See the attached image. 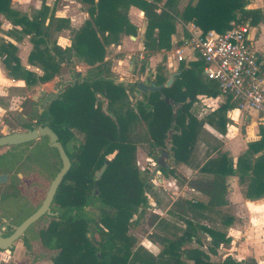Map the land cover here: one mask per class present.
I'll return each mask as SVG.
<instances>
[{"label":"trees","instance_id":"1","mask_svg":"<svg viewBox=\"0 0 264 264\" xmlns=\"http://www.w3.org/2000/svg\"><path fill=\"white\" fill-rule=\"evenodd\" d=\"M81 1L88 6L90 19L74 33L71 47L61 49L47 41L38 17L19 15L11 9V0H0V15L18 27L23 36H30L33 48L28 61L38 62L43 71L38 78L23 71L20 76L27 86L49 82L59 72V64L69 62L72 57L82 59L92 68L84 78L66 86L43 104L40 110L31 100L23 103L22 113L27 119L23 128L51 127L72 165L54 196L57 215L47 229L40 232L49 247L57 249L51 258L52 264H243L231 258L212 263L207 253L191 244L199 233H204L211 240L209 252L215 253L214 249L227 241L219 232L196 223L198 218H205L199 210L226 204L229 176L236 175L242 181L239 172L243 171L244 175L250 172L245 197L254 199L263 194L264 155L247 165L253 145L237 160L236 167L225 153H218L200 167V173L212 177L190 180L188 184L208 200L204 203L178 201L173 205L174 211L188 219L182 220L184 227L179 236L169 238L154 234L149 237L159 246L156 256L141 250L133 252L135 240L128 234L132 222L142 218L148 206V178L135 166L136 147L144 145L147 157L156 163L158 151L165 149L175 163L187 164L205 123L211 125L217 117L215 120L220 127L215 130L224 133L221 113L232 108L227 99L205 120L191 112L198 97L220 95L216 84L202 77L203 63L200 60L180 62L172 75L165 66L157 67L155 76L150 74L143 83L160 87L169 77L172 82L160 91L147 93L136 89L138 82L115 83L102 68L105 46L112 42L117 44L121 34H136V28L126 15L131 6L142 11L145 18L142 44L147 60L156 52L171 49L176 18L183 24H193L202 35L209 31L224 34L231 22L239 20L249 22L250 27L258 26L261 12L248 9L249 0H188L181 9H178L179 0H165L161 6L162 0ZM187 38V34H183L177 44H183ZM15 51L11 44L0 45L3 64L14 77L20 71ZM128 92L139 95L134 98L132 115L127 108ZM95 94L107 101L105 111L101 110V100ZM130 116L134 128L143 123L146 130L133 141H129ZM73 129L83 134V140L77 147L72 146L70 154L66 147L73 138ZM104 164L103 174L95 180V173ZM160 173L167 175L173 171L166 166ZM24 244L28 250L29 246Z\"/></svg>","mask_w":264,"mask_h":264},{"label":"crops","instance_id":"2","mask_svg":"<svg viewBox=\"0 0 264 264\" xmlns=\"http://www.w3.org/2000/svg\"><path fill=\"white\" fill-rule=\"evenodd\" d=\"M164 1L165 0H162L159 5L161 6ZM87 8L88 6L82 3L81 0H11V9L18 14L27 16L28 18L38 17L42 21L41 31L46 35L47 41L51 45L55 44L61 49L71 47L74 33L78 31L86 21H89L90 18ZM181 8L182 6L179 4L178 9ZM247 8L259 10L262 14L261 22L258 26L252 28L258 33L257 39L255 38L252 43L254 49L255 47L258 48V50H255L263 59L262 67L264 71V0H249ZM126 15L130 24L136 28L135 36L121 34L117 44L112 42L105 46L104 56L105 62L109 63V60L111 62L109 68L111 79L115 83L125 84L139 82L125 81V78L128 76H135L133 75L134 71L136 73L141 71L142 62H144L143 55L145 54V52H143L142 44L145 29L143 12L138 8L131 6ZM181 24L184 25L183 28L188 36V31L192 24ZM180 27L181 26L176 27V31L171 37L172 48L169 52H166V60L168 62V64L166 63V69L168 72H171V74H174L177 70L176 68L174 71L175 68L173 65L177 64L179 66L180 64L176 61L174 56V51L182 45L177 44L183 38V34L181 35V33L184 29L182 30ZM98 37L99 39H102L99 34ZM1 44H11L15 48V57L18 59L20 65V71L16 72V77L11 76L3 64L4 56L0 57L1 133L7 128L4 124V119L8 118V115L15 116V111L18 108L22 107L21 111L23 110V103L25 102V99L30 96L28 94L29 90H35L38 94L42 92L45 95L55 93V85L64 82L66 78H73L74 82L80 80L87 75L89 69H92L76 57H72L69 62H61L59 64V72L49 82L37 84L35 86H27L20 76L23 71L35 74L36 78L41 77L43 71L38 62L34 61L30 63L28 61L29 54L33 48L30 36H23L20 29L13 26L3 15H0V45ZM137 53L139 57H135L134 62L136 64L134 65L137 66L135 68L130 65V60L133 59V55ZM186 54L188 57H192L191 53L186 52ZM152 58L153 57H150L148 59L150 63L147 67H153ZM170 66L173 68L170 69ZM65 69H68L69 71L67 70V72H64ZM147 70L148 68H145L143 74H141V82H144L146 77L150 75L151 71L148 73ZM144 74L145 77L143 78ZM113 75L117 76L118 79L115 80L112 77ZM64 85H67V83ZM37 97H39V95ZM37 97L32 95L30 97L31 101H36ZM199 100L203 101L207 106L215 103L219 105L217 108L212 109L203 115L199 114L197 111L194 112L192 107L191 112L198 119H206L209 117L210 113H214L225 103L226 98L221 95L215 98L200 96L198 97V101ZM49 101L50 100L42 104L39 103L40 105L37 102L34 103H37L36 108L40 110V107ZM198 101L196 103H198ZM230 106L232 108H228L224 113H221V117L225 121L223 134H220L219 131L215 130L220 127L215 119H213L211 125L206 123L203 125L204 132L212 135L216 140L220 141L219 138H224V141H220L223 149H217L215 152H212V154H210L203 163L196 167L193 172L189 167L193 162V152L188 160L189 165L184 163L174 164V174L163 175L160 172L157 174H153L152 172L151 182L154 188L156 189L160 186L162 191L170 195V201L164 210V213L157 217L163 221V225L160 226L158 231L154 234L169 238L172 237V234L176 236L181 234V228L184 227L182 218H185V216L174 211L173 205L176 202L192 201L193 203H204L208 200L207 197L202 195L196 189L191 188L188 184L190 180L209 179L212 177L211 175L199 172L200 167H202L207 160L216 158L218 153H225L232 161L233 167H236L237 160L248 151L249 145H253V152L251 157H249L247 165L253 164L259 156L264 155V133H262L264 131V121L262 117H259L256 113H251L249 115L242 114L236 111L233 105ZM176 172L179 174L183 182L179 181ZM239 173L243 176L242 181H239V178L236 175L227 178V192L225 196L226 204L224 206L198 211L205 216L204 219H197L199 225L219 232L227 241L214 249L215 253H210V237L204 233H199L193 240L191 246L207 253L209 260L212 263L231 258L238 262H242L243 264H264V192L257 198H246L245 190L252 175L250 172L246 175H244L243 171ZM187 189H189V191H187ZM191 189L193 191H191ZM141 220L142 218L139 219V221ZM137 224L138 220L133 222L132 226L134 227V225ZM166 227H169L171 230L174 229V231L167 232ZM128 234L135 240L132 249L133 252L141 250L151 256H156L158 254L159 246L149 237H144L139 240L137 235L134 234L131 229H129Z\"/></svg>","mask_w":264,"mask_h":264},{"label":"rangeland","instance_id":"3","mask_svg":"<svg viewBox=\"0 0 264 264\" xmlns=\"http://www.w3.org/2000/svg\"><path fill=\"white\" fill-rule=\"evenodd\" d=\"M187 2H188V0H179L178 5L180 4V6L183 7ZM263 22H264V18H263ZM181 23L182 22L178 18L175 19V27L181 26L180 29L182 28V30H183L184 25H182ZM250 28H251V30H250L251 41L253 42L255 40V38L257 39L258 33H256V30L252 29L253 27H250ZM182 34H185V29L181 33V35ZM171 44H172V42H171ZM171 48H172V45H171ZM255 49L258 50V48H256V47H255ZM169 51L163 50V51L154 53L151 56V57H153L152 58L153 67H151V68L147 67L150 62H149V60H147V58H144L145 57V54H144L143 59H144L145 63L142 62V65L144 63V66H143L144 70H145V68L146 69L148 68L147 72L149 73L151 71L150 74L152 75V77H154L155 72L157 70V67H159V66H165L166 67V63L168 64V62L166 60V56H167L166 52H169ZM143 52H144V50H143ZM135 57H139L138 53L133 55V59L130 60V65L132 67L136 68L137 66L134 65V64H136L134 62ZM77 59L84 62L80 58H77ZM104 59H105V57H104ZM103 63H104L103 68H102L103 71H105L109 75V77H111L110 73H109V68H110V64H111L110 60H109V63L105 62V61ZM177 66H178L177 64L173 65V67L175 68L174 71L176 70V68H178ZM173 67L170 66V69ZM67 70L68 69H65L64 72H67ZM143 72L144 71H142V68H141V71H139L137 73L134 71L133 75H135V76H128L125 78V81H132V82L139 81L140 82V80H141L140 77L142 76L141 74H143ZM167 72H168V70H167ZM168 74L170 75L171 72H168ZM112 77L115 80L118 79L117 76H115V75H113ZM144 77H145V74L143 75V78ZM169 78H172V77H169ZM66 83H67V85H64ZM73 83H74L73 78H71V79L66 78L64 82L59 83L60 85L57 84L54 86L55 93H50L47 95L43 94L42 92H40V94H38L37 91H35V90H29L28 94L30 96H28L25 99V101L31 100L30 97L32 95H34L35 97H37L39 95V97H37L36 101H34V102H37L38 104L39 103L42 104L48 100H52L53 98H55L59 93H61L64 90V88L66 86L72 85ZM126 95H127V108L130 109V115H132L133 111H134L133 110L134 98L139 97V95L136 96L135 94H132L129 92ZM95 97H97V99L101 100V110L105 111L104 108L106 107L107 101L105 99H103V97L100 96L99 94L98 95L95 94ZM218 106L219 105L216 103L212 104V105L209 104L207 106V104H205L203 101L199 100L198 103H196L193 106V110H194V112L197 111L199 114L203 115L205 113H208L210 110L217 108ZM194 107H196V108H194ZM21 108H18L15 111V116L8 115V118L4 119V124L7 128L4 132L0 133V135H6V134H9L11 132H17V131H23L24 130L23 124L27 122V119L22 114ZM211 115H213V113H210L209 117H211ZM214 118L217 120V117H214ZM131 119H132V117L130 116L129 141L136 140L138 136L143 135L144 132L146 131L145 130V124H143V123L139 124L137 128H134L132 125ZM201 120H205V119H201ZM202 131H203V133H201L200 136L198 137V140H197V142L194 146V149H193V162L191 163V165H189V163H187L192 172L195 170L196 167H198L201 163H203L204 160L210 154H212V152H215L217 149H220V150L223 149L221 144H220V141H224L223 137L219 138L220 141H218L212 135L204 132L205 131L204 129ZM71 132H72L73 138L67 143V147H66L67 151L70 154L73 151L72 146L77 147L83 140V134L82 133L78 132L76 129H73ZM223 147H224V145H223ZM162 151H166L168 153L167 158L164 159L165 160V167L167 166L170 169H172L173 174H174V171H175L174 167L178 163L174 162L173 157L171 156V153L169 151H167L165 149ZM162 151H158V153H157L158 157L161 156ZM0 154H5L6 156H10V157L11 156L12 157H25V160L23 163V165L25 167L27 165L32 164V160L28 159L27 157H55V173H57L59 168L61 167V163H60V160L58 158V154L56 153V151L54 149H51L48 147L47 140H45V139H42L40 141L36 140V141L21 145L17 148L10 149V150L9 149L4 150V149L0 148ZM112 156L113 155L108 156V157H112ZM135 166L139 170L141 175H144L148 178V188L146 190V193H147L146 196L148 198V206L145 209V215L142 216L141 221H139V219H138V224H137L138 226L137 225H134V227L132 225H131L132 227L130 226V229L132 230V232L134 234H136L137 238H139V240H140L144 237H150L156 231H158V228L160 226L163 225V221L158 219L157 217H159V215H162L164 213V210L166 209V207L170 201V195H168L166 192L162 191L160 186L157 187L156 189L154 188V186L151 182V179H152L151 174H152V172L153 173L155 172V169L157 167V163L152 161L149 157H147L144 145H138L136 147ZM182 170H184V169H182ZM186 172H188V171H186ZM26 173H27V175L24 179L17 181L18 183H20V186L22 187V192H23L22 196L24 197L23 199H26L25 196H27V194L29 193V190H31V188L33 186H35V184L31 182L32 179H31L30 175H33L32 169H26ZM157 173H155V174H157ZM53 175L54 174L52 172H50V174H49V176L45 182L46 187H48V183L53 178ZM178 178H179L180 182H183L181 177L179 176V174H178ZM16 180H17L16 176H12V182H16ZM7 186L8 185L0 186V190L5 189ZM36 206H37V203L35 202L34 205L31 207V209L33 210ZM55 211H57L56 205H55ZM56 214H57V212H56ZM184 219H188V218L187 217L182 218L183 221H184ZM51 222H52V219L48 218V217H45V218L39 220L38 222L34 223L28 229L23 240H17L13 243L12 249L0 250V264H52L51 258L56 255L57 249L50 248L49 245L47 244V242H45L41 238V234H40V232L45 231L47 229V227L50 225ZM196 224L199 225V221H197ZM181 229H183V228H181ZM172 230L174 231V229H172ZM172 230L169 227H166L167 232H171ZM172 236H174V234H172ZM24 242L27 244V246H29L28 250H27Z\"/></svg>","mask_w":264,"mask_h":264},{"label":"built area","instance_id":"4","mask_svg":"<svg viewBox=\"0 0 264 264\" xmlns=\"http://www.w3.org/2000/svg\"><path fill=\"white\" fill-rule=\"evenodd\" d=\"M188 32V38L174 51L176 61L200 60L202 77L215 83L236 111L256 113L264 121L263 59L253 47L248 22H231L224 34L209 31L202 35L193 24Z\"/></svg>","mask_w":264,"mask_h":264},{"label":"flooded vegetation","instance_id":"5","mask_svg":"<svg viewBox=\"0 0 264 264\" xmlns=\"http://www.w3.org/2000/svg\"><path fill=\"white\" fill-rule=\"evenodd\" d=\"M42 139L44 138H39L37 139V141H40ZM21 145L2 147V149L10 150ZM27 158L32 160V164L25 167L23 165L25 157H10L6 156L5 154H0V177L5 176V179L0 182V186L8 185L5 189L0 190V236L3 238L10 236L17 226H19L24 220H26L36 212L45 198L50 182L56 175L55 157ZM26 169H32L33 175H30L32 179L31 182L34 183L35 186H33L31 190H29V193L27 194V196H25L26 199H23L24 197L22 196V187L17 181L22 180L26 177ZM50 172H52L54 175L51 181L48 183V187H46L45 182ZM12 176H16V182H12ZM35 202L37 203V206L32 210L31 207ZM56 215L57 214L55 211V203L53 198V200L49 204L48 213L41 216L34 223L45 217L51 218L52 221H54ZM31 226H29V228ZM29 228H27V230L23 233L21 240L24 239V236Z\"/></svg>","mask_w":264,"mask_h":264},{"label":"water","instance_id":"6","mask_svg":"<svg viewBox=\"0 0 264 264\" xmlns=\"http://www.w3.org/2000/svg\"><path fill=\"white\" fill-rule=\"evenodd\" d=\"M172 82V78L166 82L164 86L155 87L154 85H146L143 82H138L136 84V89L140 93L147 92H156L160 91L163 87H168ZM39 138H47L48 147L51 149H55L58 158L61 163V167L56 173L55 177L50 182L48 191L46 192L45 198L42 201L40 207L33 213L30 217L24 220L19 226H17L14 232L3 238L0 236V250H9L12 249L13 243L17 240H21L23 233L31 226L37 219H39L44 214L48 213L49 204L53 200L57 188L61 184L64 176L67 174L69 169L71 168V161L68 158L62 144L58 140V136L53 132L51 127L48 125H37L31 126L30 129H26L23 131L11 132L6 135H0V148L2 147H10V146H18L21 144L29 143L35 141ZM168 156L166 151H162L161 156L157 159V167L155 169V173L159 172L161 168L165 167V160ZM106 168V164H104L101 169L95 173L94 179L97 180L101 177L104 170ZM5 179V176L0 177V182ZM1 235V234H0Z\"/></svg>","mask_w":264,"mask_h":264}]
</instances>
